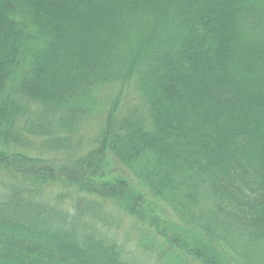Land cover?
Returning a JSON list of instances; mask_svg holds the SVG:
<instances>
[{
	"label": "trees",
	"instance_id": "16d2710c",
	"mask_svg": "<svg viewBox=\"0 0 264 264\" xmlns=\"http://www.w3.org/2000/svg\"><path fill=\"white\" fill-rule=\"evenodd\" d=\"M129 219L158 264L261 249L264 0H0V264H148Z\"/></svg>",
	"mask_w": 264,
	"mask_h": 264
},
{
	"label": "rangeland",
	"instance_id": "374dc122",
	"mask_svg": "<svg viewBox=\"0 0 264 264\" xmlns=\"http://www.w3.org/2000/svg\"><path fill=\"white\" fill-rule=\"evenodd\" d=\"M134 82V81H133ZM118 92V90H117ZM116 89H106L101 93V97L105 98V101L108 103L110 102L115 95L117 94ZM108 99V100H107ZM140 100L139 96L137 95L135 85L132 83L130 87H128L124 91V99L122 102V108L121 113H124L127 108H133L135 107V104H137V101ZM107 108V107H106ZM106 108L104 110H106ZM91 131V130H89ZM88 132V129L85 128L82 134L80 133V136L77 138L79 139L81 136L85 137ZM88 135V134H87ZM85 141V139H84ZM112 174H117L119 172V167L115 165V167H111ZM121 169V168H120ZM123 171V170H122ZM133 183L135 184L136 181L133 179ZM151 201L153 202L154 211L160 215V217H163L167 222H171L172 224L183 226L182 223L179 221L178 217L172 212L169 205L165 204L164 202H159L153 198H151ZM135 227H138L141 230H144L146 232H152V229H148L147 227H142L141 225H135L134 221L132 220H125L124 224L122 225L120 231L118 230V241L123 242L127 250L130 252H133L137 257H144L145 262L148 264H158V262L154 259H152L148 254L147 251H145L144 247L141 245V247L136 244L135 239L139 238L141 236V230H137ZM153 233V232H152ZM130 235V237H129ZM262 247L259 249L258 247H250L247 254L243 255L242 258H237L236 262L232 261V264H264V241H261ZM231 244V241L230 243ZM234 247L239 249V243L236 241H233ZM149 251V250H148ZM238 251V250H237ZM237 253V252H236ZM244 260V262H243Z\"/></svg>",
	"mask_w": 264,
	"mask_h": 264
}]
</instances>
